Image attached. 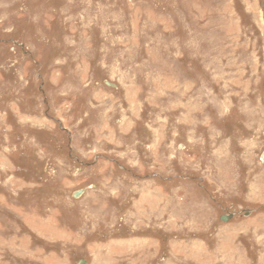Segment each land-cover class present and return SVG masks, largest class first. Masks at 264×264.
Listing matches in <instances>:
<instances>
[{"label": "rangeland", "instance_id": "obj_1", "mask_svg": "<svg viewBox=\"0 0 264 264\" xmlns=\"http://www.w3.org/2000/svg\"><path fill=\"white\" fill-rule=\"evenodd\" d=\"M263 157L264 0H0V264H264Z\"/></svg>", "mask_w": 264, "mask_h": 264}, {"label": "water", "instance_id": "obj_2", "mask_svg": "<svg viewBox=\"0 0 264 264\" xmlns=\"http://www.w3.org/2000/svg\"><path fill=\"white\" fill-rule=\"evenodd\" d=\"M263 162H264V157L262 158ZM84 193V190L83 191H79L77 193L74 194V197L75 198H79L82 194ZM234 217L233 214H230V215H224L221 217V221L222 222H228L230 219H232ZM78 264H88V262L84 259L80 260Z\"/></svg>", "mask_w": 264, "mask_h": 264}]
</instances>
